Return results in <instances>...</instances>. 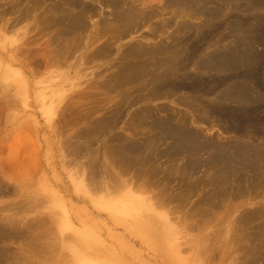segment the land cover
Here are the masks:
<instances>
[{
	"label": "rangeland",
	"instance_id": "obj_1",
	"mask_svg": "<svg viewBox=\"0 0 264 264\" xmlns=\"http://www.w3.org/2000/svg\"><path fill=\"white\" fill-rule=\"evenodd\" d=\"M79 1L0 0V250L264 264V0Z\"/></svg>",
	"mask_w": 264,
	"mask_h": 264
},
{
	"label": "bare ground",
	"instance_id": "obj_2",
	"mask_svg": "<svg viewBox=\"0 0 264 264\" xmlns=\"http://www.w3.org/2000/svg\"><path fill=\"white\" fill-rule=\"evenodd\" d=\"M170 1H172L171 3H174L173 1H175V2H178L179 0H170ZM69 2L70 3H68V5H69V7H72V8H74V7H78L79 6V0H72V1H70L69 0ZM180 2H181V0H180ZM205 2V1H204ZM61 4V3H60ZM84 5V4H83ZM141 5V4H140ZM61 7V6H60ZM205 9H207L206 7H204ZM203 8V9H204ZM51 9V8H50ZM53 9V8H52ZM56 9V8H55ZM67 9V8H66ZM69 9V8H68ZM67 9V10H68ZM82 9H84V12L85 11H87V10H89L88 9V7H84L83 8V6H82ZM82 9H81V11H82ZM208 10V9H207ZM65 11V10H64ZM210 11L211 10H209V12L208 13H210ZM88 12V11H87ZM207 12V11H206ZM216 12V11H215ZM45 13V12H44ZM69 13V12H68ZM87 14V13H86ZM140 14V13H139ZM147 14V13H146ZM77 15H79V14H77ZM70 16H71V18H70ZM70 16H69V14L66 16L65 15V17H66V20H67V18L69 17L70 18V20H71V27L72 28H74V27H76V28H82L83 27V29H84V24H83V16H81V15H79V16H73L72 17V14H71V12H70ZM62 18L64 17V16H61ZM60 18V17H59ZM61 18V19H62ZM58 20V19H57ZM62 20H64V19H62ZM53 21V20H52ZM55 22V21H54ZM63 22V21H62ZM65 22V21H64ZM61 23V22H60ZM69 27V26H68ZM45 29V28H44ZM73 30V29H72ZM125 32V31H124ZM63 34V33H62ZM77 35V34H76ZM114 37V36H113ZM69 38V37H68ZM102 52V51H101ZM59 53V52H58ZM98 57V56H97ZM138 69V68H137ZM132 70V69H131ZM136 70V69H135ZM136 72H138V70H136ZM132 73V72H131ZM139 73V72H138ZM124 74H125V72H124ZM137 74V73H136ZM144 75V74H143ZM116 79V78H115ZM129 82V81H128ZM241 83V82H240ZM239 83V84H240ZM242 85V84H241ZM236 87H237V85H236ZM240 87V86H239ZM242 88H244V87H242ZM246 88V87H245ZM238 89V88H237ZM244 92V91H243ZM247 92V91H246ZM245 92V93H246ZM255 92V91H254ZM260 93V92H259ZM160 94V93H159ZM236 95V94H235ZM249 96V95H248ZM156 123V122H155ZM163 127H165V126H163ZM164 129V128H163ZM171 129V128H170ZM174 129V128H173ZM168 133H169V130L167 129L166 130ZM189 132V131H188ZM171 133V132H170ZM169 133V134H170ZM179 133V132H178ZM177 134V133H176ZM190 135V134H189ZM192 135V134H191ZM179 136H180V134H179ZM196 136V135H195ZM196 137H198V136H196ZM172 138H174V137H172ZM178 138V137H177ZM192 138H194V137H192ZM179 139V138H178ZM190 137L188 138V135H187V137H184L183 135H182V138H180V140L183 142V143H181V144H183V146H185V148L187 147V151L189 150L188 148H189V143H190ZM179 141V140H178ZM181 141H179V143L181 142ZM193 141H195V140H193ZM192 144H194V143H192ZM191 144V145H192ZM240 144V143H239ZM195 145V144H194ZM243 145V144H242ZM192 147V146H191ZM197 147V146H196ZM196 147H194V149H193V151L195 150V148ZM193 148V147H192ZM191 148V149H192ZM204 148V147H203ZM233 148V147H232ZM135 149H136V147H135ZM177 149H178V147H177ZM234 149V148H233ZM238 150V149H237ZM177 151V150H176ZM192 151V150H191ZM177 152H180V151H177ZM237 152H239V151H237ZM192 153V152H191ZM247 153V152H246ZM245 153V155H248V154H250V153H248V154H246ZM193 154V153H192ZM194 155V154H193ZM235 155V154H234ZM245 158V157H244ZM190 162V161H189ZM231 164V163H230ZM189 171V170H188ZM217 174V173H216ZM117 205H119L117 208H120V209H123V210H133L134 208H131L130 206H133L132 204H127V203H116ZM117 205H115V207L117 206ZM29 226V225H28ZM28 228V227H27ZM26 229V228H25ZM235 230V229H234ZM26 231H27V229H26ZM168 232L169 233H171V235H172V233H173V229H172V227H169L168 228ZM18 235H20L19 233H18ZM170 235V234H169ZM150 236V235H149ZM152 236V235H151ZM41 237V236H40ZM28 238V237H27ZM172 239V238H171ZM154 240V239H153ZM173 240V239H172ZM173 243H174V240H173ZM264 243V242H263ZM37 246V245H36ZM52 246V245H51ZM5 247H8V246H6L5 245ZM10 247V246H9ZM8 247V248H9ZM53 247V246H52ZM35 248V247H34ZM174 248L176 249V247L174 246ZM27 249H28V247H27ZM25 250V251H28V250ZM46 249V248H45ZM90 251H96L95 249H91V247L90 248H88ZM36 250H38V249H35V252H37ZM53 250H55V249H53ZM13 251L12 249L11 250H8V249H4V250H0V264L1 263H4V264H14V262H17V261H20V260H17L16 261V259H18V256H17V258L16 259H14V261H13V263H12V261H11V258H12V260H13V257L14 256H16V255H14V253H17V252H15L14 251V253H11V252ZM42 250H40V252H41ZM43 252V251H42ZM32 253L33 252H31V250L30 251H28L27 252V254H31L32 255ZM44 253V252H43ZM86 253H87V256L84 258V260H85V262L86 263H88V264H93L94 263V261H97V262H95L94 264H109V261L107 260V257L106 258H102L101 257V255H99L98 253H92V252H89V251H86ZM92 253V254H91ZM26 254V253H25ZM27 254L25 255V256H27ZM17 255H19V254H17ZM31 255H29V256H31ZM24 255L22 254V256H20L19 255V257L21 258V257H23ZM35 257V256H34ZM42 257V256H41ZM97 257H101L100 259H98L97 260ZM25 258V257H24ZM36 258V257H35ZM29 259V258H28ZM26 260V259H25ZM22 261H24L23 260V258H22ZM21 261V263H19V264H24L25 262H22ZM29 260H27V263H29L28 262ZM185 262H186V264H190V262L186 259L185 260ZM26 263V264H27ZM17 264H18V262H17ZM35 264V263H34Z\"/></svg>",
	"mask_w": 264,
	"mask_h": 264
},
{
	"label": "crops",
	"instance_id": "obj_3",
	"mask_svg": "<svg viewBox=\"0 0 264 264\" xmlns=\"http://www.w3.org/2000/svg\"><path fill=\"white\" fill-rule=\"evenodd\" d=\"M242 81H244V80H242ZM240 83V82H239ZM239 83H234V82H232V83H230L229 85H228V88H229V91H236V90H240V91H243L244 90V92H246L247 94H249V95H253V94H255V92H254V89L252 88V86L248 83V82H246L245 84L246 85H241V84H239ZM236 84H238L237 85V87H236ZM240 86V87H239ZM242 87H244V88H242ZM246 87V88H245ZM238 88V89H237Z\"/></svg>",
	"mask_w": 264,
	"mask_h": 264
}]
</instances>
